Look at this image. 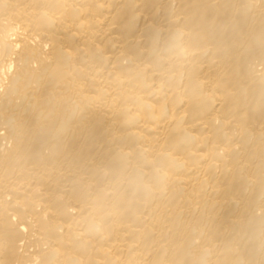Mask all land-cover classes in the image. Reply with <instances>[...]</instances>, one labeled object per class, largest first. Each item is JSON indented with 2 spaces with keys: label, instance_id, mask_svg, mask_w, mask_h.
Segmentation results:
<instances>
[{
  "label": "bare ground",
  "instance_id": "obj_1",
  "mask_svg": "<svg viewBox=\"0 0 264 264\" xmlns=\"http://www.w3.org/2000/svg\"><path fill=\"white\" fill-rule=\"evenodd\" d=\"M0 264H264V0H0Z\"/></svg>",
  "mask_w": 264,
  "mask_h": 264
}]
</instances>
